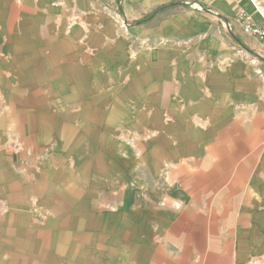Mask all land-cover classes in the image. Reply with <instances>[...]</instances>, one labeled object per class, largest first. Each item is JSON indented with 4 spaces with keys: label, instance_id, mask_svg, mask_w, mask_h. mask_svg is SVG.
I'll use <instances>...</instances> for the list:
<instances>
[{
    "label": "rangeland",
    "instance_id": "rangeland-1",
    "mask_svg": "<svg viewBox=\"0 0 264 264\" xmlns=\"http://www.w3.org/2000/svg\"><path fill=\"white\" fill-rule=\"evenodd\" d=\"M121 24L125 42L115 64L103 55L105 50L91 47L73 58L74 63L60 56L57 67L48 57L36 56L4 66L0 264H263L264 228L256 233L255 225H246L245 210L239 215L237 209L211 207L213 188L205 193L210 184L203 187L202 211L198 195L187 196L181 188L191 187L194 176L181 178L186 170L171 168L170 140L155 133L168 120L154 115V105L142 116L144 106L137 104L144 95L155 99L160 76H178L174 97L192 95V83L206 74L186 70H223L233 64L229 55L237 56L244 78L258 80L264 92L262 63L248 57L202 11L178 9L162 24L141 28ZM163 89V99H170L165 90L170 93L171 88ZM244 101L238 107L247 128L257 121L262 161L264 93L260 91L257 104ZM201 108L208 118L209 105ZM251 109L258 114L247 115ZM154 149L161 159L157 167ZM252 242L254 247L242 246Z\"/></svg>",
    "mask_w": 264,
    "mask_h": 264
},
{
    "label": "crops",
    "instance_id": "crops-1",
    "mask_svg": "<svg viewBox=\"0 0 264 264\" xmlns=\"http://www.w3.org/2000/svg\"><path fill=\"white\" fill-rule=\"evenodd\" d=\"M194 4H198L201 9L195 8ZM178 9L191 14L202 11L205 15L213 16L248 57L262 63L263 70L259 71L263 72L264 78V61L259 58H264V49L256 38L244 34L236 21V14L246 11L254 24H263L264 0H0V74L5 72V65L18 66L22 56L48 57L49 64L51 62L57 67L60 56L66 63H74L73 58L83 54L84 48L91 47L98 52L105 50L103 55L110 56V64H115L116 52L120 50V44L125 42L121 23L129 28L146 27L152 23L162 24L170 13ZM154 12L156 13L152 16ZM143 20L144 23L134 25ZM74 50L76 54L72 55ZM229 56L233 58V64L223 70L196 66H192L191 71L186 70L188 73L200 69L198 72L206 74L202 76L203 79H195L192 83L194 93L200 96L192 97L193 93L182 97L179 92L184 88L181 87L178 88L179 98L174 97L178 76H170L165 80L160 76L159 81L156 80L154 84L155 99L147 100L144 95L137 104L144 106L142 116L150 110L148 105H154V115H159L160 121L168 120V123H164V128L155 130V133L170 140L171 168L186 170L187 173L181 178H195L192 188L181 186L183 192L187 196L191 192L198 195L195 198L203 211L205 193L213 188L210 196L214 195V203L208 206L217 205L219 210L224 211L227 207L237 209L239 215L245 210L243 221L251 227L255 225L257 229H252L257 230V233L261 231V227L264 228V158L259 161L257 121L251 122L247 128V123L244 125L243 122V109L238 106L248 102L244 100H249L250 105L257 104L260 91L262 94L264 92L258 80L244 78L237 56ZM27 61L33 66L41 64L40 61ZM174 69L177 70V66ZM180 69L181 67L178 71ZM6 71L10 73L12 69ZM15 71H18V67ZM124 71L129 70L125 68ZM111 72L113 69H110ZM146 87L147 84L144 85V91ZM252 87L253 92L243 91V88L248 90ZM2 88L3 83L0 82V89ZM163 88H171L170 93L165 90V96H170V99H163ZM232 90L234 93H231ZM178 100H183V105L178 104ZM203 104L209 105L208 118H203ZM249 113L256 116L258 111L252 112L251 109L247 115ZM245 118L257 119L249 116ZM244 146L247 153L245 160ZM262 154L264 155V150ZM153 159L155 166H159L161 159L157 149H154ZM144 163L147 166L146 159ZM208 184L211 186L204 193L203 187ZM257 223L260 227L256 226ZM242 246L254 247L253 242ZM254 262L252 260L249 263ZM259 263L264 264V259Z\"/></svg>",
    "mask_w": 264,
    "mask_h": 264
},
{
    "label": "built area",
    "instance_id": "built-area-1",
    "mask_svg": "<svg viewBox=\"0 0 264 264\" xmlns=\"http://www.w3.org/2000/svg\"><path fill=\"white\" fill-rule=\"evenodd\" d=\"M236 21L242 27L243 33L256 38L264 49V23L260 25L254 24L251 16L246 11H239L236 14Z\"/></svg>",
    "mask_w": 264,
    "mask_h": 264
},
{
    "label": "trees",
    "instance_id": "trees-1",
    "mask_svg": "<svg viewBox=\"0 0 264 264\" xmlns=\"http://www.w3.org/2000/svg\"><path fill=\"white\" fill-rule=\"evenodd\" d=\"M156 12H154L153 14H152V16L155 14ZM151 17V16H150ZM142 23H144V20L143 21H139V22H136V23H134V25H139V24H142Z\"/></svg>",
    "mask_w": 264,
    "mask_h": 264
},
{
    "label": "water",
    "instance_id": "water-1",
    "mask_svg": "<svg viewBox=\"0 0 264 264\" xmlns=\"http://www.w3.org/2000/svg\"><path fill=\"white\" fill-rule=\"evenodd\" d=\"M259 58H260L261 60H263V61H264V58H262V57H260V56H259Z\"/></svg>",
    "mask_w": 264,
    "mask_h": 264
}]
</instances>
